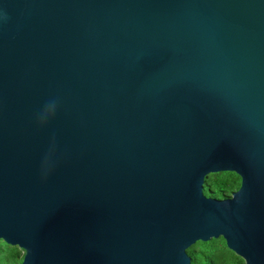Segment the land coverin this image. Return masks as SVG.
<instances>
[{"label":"water","instance_id":"1","mask_svg":"<svg viewBox=\"0 0 264 264\" xmlns=\"http://www.w3.org/2000/svg\"><path fill=\"white\" fill-rule=\"evenodd\" d=\"M234 172L226 198L208 175ZM264 264V0H0V241L20 264Z\"/></svg>","mask_w":264,"mask_h":264},{"label":"trees","instance_id":"2","mask_svg":"<svg viewBox=\"0 0 264 264\" xmlns=\"http://www.w3.org/2000/svg\"><path fill=\"white\" fill-rule=\"evenodd\" d=\"M240 186V177L229 171H221L208 175L204 182L205 195L215 198H226ZM0 246V264H20L19 250L11 247L3 251ZM191 257V264H244L242 258L237 256L226 246L222 237L211 238L208 241H197L187 249Z\"/></svg>","mask_w":264,"mask_h":264},{"label":"flooded vegetation","instance_id":"3","mask_svg":"<svg viewBox=\"0 0 264 264\" xmlns=\"http://www.w3.org/2000/svg\"><path fill=\"white\" fill-rule=\"evenodd\" d=\"M0 246H4L3 247L4 248L3 251L9 250L11 247H16L19 250V257L21 258V261H22L23 255H24L23 249L19 248L18 246H10V245L4 243L3 241H0Z\"/></svg>","mask_w":264,"mask_h":264},{"label":"rangeland","instance_id":"4","mask_svg":"<svg viewBox=\"0 0 264 264\" xmlns=\"http://www.w3.org/2000/svg\"><path fill=\"white\" fill-rule=\"evenodd\" d=\"M2 247H4V246H2Z\"/></svg>","mask_w":264,"mask_h":264}]
</instances>
